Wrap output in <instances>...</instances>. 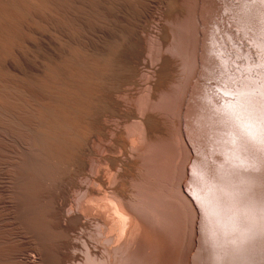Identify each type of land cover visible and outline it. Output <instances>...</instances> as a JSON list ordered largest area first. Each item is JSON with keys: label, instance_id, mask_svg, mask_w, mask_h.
<instances>
[{"label": "bare ground", "instance_id": "1", "mask_svg": "<svg viewBox=\"0 0 264 264\" xmlns=\"http://www.w3.org/2000/svg\"><path fill=\"white\" fill-rule=\"evenodd\" d=\"M107 1L0 0V264H171L159 259L171 232V112L154 105L171 56L140 58L133 77H113L123 50L105 31ZM141 63L149 68L142 79ZM129 83L146 87L144 105L139 92L124 97ZM259 128L264 119L235 125L224 146L214 137L212 149L227 160L218 161L219 176L204 174V149L184 133L190 153L179 188L196 241L209 224L214 244L237 247L241 264L244 245L264 229L262 188L258 201L245 197L254 184L244 190L240 175L263 159L249 147L264 154ZM229 165L241 166L230 169L242 178Z\"/></svg>", "mask_w": 264, "mask_h": 264}, {"label": "rangeland", "instance_id": "2", "mask_svg": "<svg viewBox=\"0 0 264 264\" xmlns=\"http://www.w3.org/2000/svg\"><path fill=\"white\" fill-rule=\"evenodd\" d=\"M137 1L145 6L141 11H138V4L130 0H109L103 10L110 20L105 31L118 37L115 41L123 50L119 54L123 62L112 63L113 77H133L136 72L134 61L140 58L158 63L162 53L171 56V71L167 81L158 88L154 104L158 110L167 108L171 112V232L162 236L165 245L160 249L159 259H166L171 264H241V251L237 247L214 244L207 232V222H204L207 226H203L196 241L193 209L182 198L179 182L185 157L190 153L184 142L185 132L191 146L194 141H200L204 149V174L209 172L219 176L218 161L227 164V160L223 152L212 149L215 148L214 137L220 136L217 146H224L227 144L224 138L235 125H241V129L256 127L264 119V98L261 97L264 93V0ZM139 68V78H146L149 68L143 63ZM124 87L128 90L125 98H130L129 93L139 92L141 105L145 104L146 87L136 83ZM249 90L250 95L246 93ZM237 103L240 104L237 117L233 118L231 110ZM243 132L246 133L247 129ZM257 132H264V128ZM239 144L243 150V136H239ZM249 147L252 155H257L255 158H263L260 160L263 163L257 161L260 172L256 170L254 174L252 169L256 167L251 166L245 169L242 166L244 173L241 166L228 167L233 177L237 171L230 168L242 171V174L238 173L243 176L241 186L244 190L257 185L244 191L245 197L255 195L253 199L257 200L264 196V172L260 170V166L264 167V154L253 144ZM238 173L237 178H240ZM193 174H198L196 167ZM244 174L247 175L245 178ZM248 175L252 177L250 183ZM256 175L261 178L255 179ZM209 180H213V176ZM203 186L209 188V184ZM209 192L213 194V188H209ZM257 195L260 196L256 198ZM263 198L260 203L264 204ZM219 250L221 259L215 258ZM242 252L247 256L245 264H264V229L244 245Z\"/></svg>", "mask_w": 264, "mask_h": 264}]
</instances>
